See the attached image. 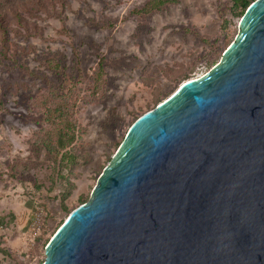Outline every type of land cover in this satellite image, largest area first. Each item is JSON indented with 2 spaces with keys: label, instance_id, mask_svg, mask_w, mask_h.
Wrapping results in <instances>:
<instances>
[{
  "label": "rangeland",
  "instance_id": "1",
  "mask_svg": "<svg viewBox=\"0 0 264 264\" xmlns=\"http://www.w3.org/2000/svg\"><path fill=\"white\" fill-rule=\"evenodd\" d=\"M152 1L0 0V264H44L132 124L208 74L239 35L233 0L139 12ZM58 96L76 126L75 164L39 141Z\"/></svg>",
  "mask_w": 264,
  "mask_h": 264
},
{
  "label": "water",
  "instance_id": "2",
  "mask_svg": "<svg viewBox=\"0 0 264 264\" xmlns=\"http://www.w3.org/2000/svg\"><path fill=\"white\" fill-rule=\"evenodd\" d=\"M239 28L132 124L44 264H264V0Z\"/></svg>",
  "mask_w": 264,
  "mask_h": 264
},
{
  "label": "trees",
  "instance_id": "3",
  "mask_svg": "<svg viewBox=\"0 0 264 264\" xmlns=\"http://www.w3.org/2000/svg\"><path fill=\"white\" fill-rule=\"evenodd\" d=\"M256 0H233L234 9H240V16L243 17L250 5ZM173 2V0H153L147 7H144L140 13H148L150 10L158 9L163 5ZM104 69L103 60L99 63L100 73ZM54 101L53 107L49 108L50 113V127L48 131L39 138L40 143L47 153L53 155L60 161H64L67 156L72 163H76V156L72 154L73 145L76 141V126L72 122V115H70V107H68L63 100Z\"/></svg>",
  "mask_w": 264,
  "mask_h": 264
}]
</instances>
